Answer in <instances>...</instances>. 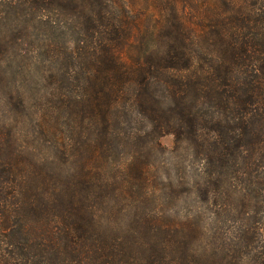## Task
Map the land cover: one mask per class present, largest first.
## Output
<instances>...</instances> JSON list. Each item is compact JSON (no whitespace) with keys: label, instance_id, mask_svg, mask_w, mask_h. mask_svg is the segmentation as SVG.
Instances as JSON below:
<instances>
[{"label":"trees","instance_id":"1","mask_svg":"<svg viewBox=\"0 0 264 264\" xmlns=\"http://www.w3.org/2000/svg\"><path fill=\"white\" fill-rule=\"evenodd\" d=\"M2 1L77 36L85 67L65 139L0 122V264H264V0ZM165 134L198 167L156 195Z\"/></svg>","mask_w":264,"mask_h":264},{"label":"rangeland","instance_id":"2","mask_svg":"<svg viewBox=\"0 0 264 264\" xmlns=\"http://www.w3.org/2000/svg\"><path fill=\"white\" fill-rule=\"evenodd\" d=\"M50 8L59 9L55 3ZM3 10L0 6V122L18 120L31 124L44 115L55 124L56 136L65 139L72 123L56 106L61 107L63 100L80 94L85 63L78 50V38L64 28L42 26L35 7ZM160 143L161 150L143 156L151 170L147 185L151 190L157 189L156 195L167 190L170 182L176 184L180 169L192 176L198 167L190 150L175 148L174 135H163ZM150 144L149 139L142 142L144 146ZM38 154L52 160L50 149ZM121 161L120 156L112 160L116 164ZM187 213L185 209H172L163 215L183 219ZM202 215L206 228L212 229L211 215L206 211ZM219 226L230 234L229 222Z\"/></svg>","mask_w":264,"mask_h":264}]
</instances>
